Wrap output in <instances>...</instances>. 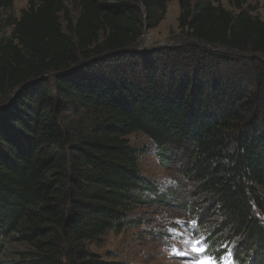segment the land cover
<instances>
[{"label":"trees","instance_id":"16d2710c","mask_svg":"<svg viewBox=\"0 0 264 264\" xmlns=\"http://www.w3.org/2000/svg\"><path fill=\"white\" fill-rule=\"evenodd\" d=\"M169 1L30 0L17 16L0 0V264H128L90 244L160 200L135 133L183 153L195 203L221 216L208 250L264 264V19L248 0H178L185 36L141 47Z\"/></svg>","mask_w":264,"mask_h":264},{"label":"rangeland","instance_id":"374dc122","mask_svg":"<svg viewBox=\"0 0 264 264\" xmlns=\"http://www.w3.org/2000/svg\"><path fill=\"white\" fill-rule=\"evenodd\" d=\"M30 0H14V13L19 16L20 11L27 8ZM219 1V0H215ZM226 8L233 10L228 0H220ZM255 7L252 14L264 19V0H248V4ZM246 5V6H247ZM181 9L178 0L167 3V12L159 25L148 29L140 41L141 47H152L165 44H174L185 36L179 28L178 18ZM77 12L73 10V15ZM133 145L139 148H147V153L141 160V171L148 179L154 180L159 185L160 200L152 203L147 208L138 211L140 217L134 225L122 232H109L101 245L90 244V248L103 256L106 260L124 261L128 264H185L186 258H178L170 254L175 245L180 249L188 248L184 244L185 238L195 240L197 236L205 238L207 231L216 224L217 217H221L218 211H212L207 202L197 206V195L192 194L195 182L186 175L185 157L181 151L169 150V155L160 154L157 148L146 136L135 133L129 136ZM167 152L166 148L160 149ZM166 158V161L162 159ZM194 205L198 210L194 211ZM206 208V211H204ZM210 216L209 220L201 225V228L192 231L193 213ZM204 211V212H203ZM213 216V217H212ZM177 221L180 223L178 224ZM183 232V236H174L170 229ZM200 234V235H199ZM232 240L235 237H231ZM246 259L254 258L246 251ZM254 264H257L256 259Z\"/></svg>","mask_w":264,"mask_h":264},{"label":"snow or ice","instance_id":"6c2138e0","mask_svg":"<svg viewBox=\"0 0 264 264\" xmlns=\"http://www.w3.org/2000/svg\"><path fill=\"white\" fill-rule=\"evenodd\" d=\"M177 223L180 222L177 221ZM170 231L173 232L174 236H183V232L175 228L170 229ZM183 243L188 245V248L182 250L173 245L170 254L178 258H186L185 264H233L231 249L222 256L214 255L209 252L208 243L203 237L195 240L185 238Z\"/></svg>","mask_w":264,"mask_h":264}]
</instances>
